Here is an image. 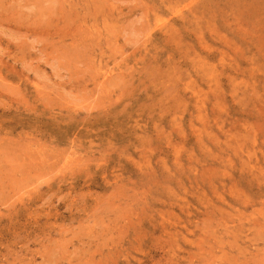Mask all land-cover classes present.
I'll return each mask as SVG.
<instances>
[{
    "label": "rangeland",
    "instance_id": "obj_1",
    "mask_svg": "<svg viewBox=\"0 0 264 264\" xmlns=\"http://www.w3.org/2000/svg\"><path fill=\"white\" fill-rule=\"evenodd\" d=\"M0 264H264V0H0Z\"/></svg>",
    "mask_w": 264,
    "mask_h": 264
}]
</instances>
